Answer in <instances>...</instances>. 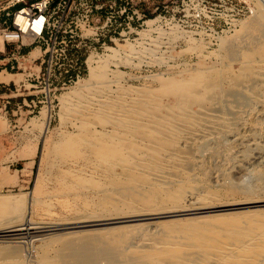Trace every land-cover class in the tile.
<instances>
[{"label":"rangeland","instance_id":"1","mask_svg":"<svg viewBox=\"0 0 264 264\" xmlns=\"http://www.w3.org/2000/svg\"><path fill=\"white\" fill-rule=\"evenodd\" d=\"M163 1L137 0V6L147 12L146 19H152L158 15L155 11L156 6ZM256 5V14L240 19L236 27L226 31L217 39L193 36L186 30H180V33L176 27H171L174 29L173 32L169 28L159 30L154 24L150 35L143 38L142 31L148 29V25L144 24L138 25L135 44H125L122 41L119 48H112L119 49L114 62L110 64L111 70H114L109 74L112 83L108 82L110 84L107 83V86L103 87L100 100L112 103L113 98L116 101V97L125 98L123 104L127 109L126 112L129 109L132 111L127 113L130 117L127 119V116V120L121 121L116 118L114 112H109V109L102 111L96 103H92L95 106L82 103L75 107L62 108L60 94L59 100L39 104L34 112H29L25 107L22 114L13 115V106L9 107L10 114L6 116L7 120L0 124V229L16 225L27 216L36 223L66 224L48 230H39L34 233L38 235L37 237H28L29 239L26 237L18 239L20 241L15 240L16 242L0 238V248L17 245L20 247L24 264H38L40 255L48 247H45L47 240L51 236L67 231L88 230V228L101 231L111 228L108 231L115 232V227H124L123 231L126 232L127 228L130 230L131 226H137L134 227L137 230L133 234V242L137 245L144 242L142 235L143 237L146 233L151 236L156 235L162 229L174 228L175 225L176 228L177 224L179 227L185 220L187 221L184 224L191 222L193 226L196 218L207 220L205 216L209 219L212 217L213 222L217 220L216 223L223 218L227 220L223 219L224 223L230 221L228 218L230 213H238L230 216H234L230 222L238 219L239 214L243 215L239 221L247 220L249 217L252 219L262 217L264 213V13L262 11L264 0H257ZM162 30L170 31V34L162 36ZM84 32L89 31L84 30ZM174 33H177L176 38ZM154 40L160 43H158L159 48ZM132 45L137 48L138 53L131 56L134 57L131 61L139 60L141 65L134 66L135 75L129 76L131 70L133 71V64L126 63L124 57L126 59L125 54ZM111 53L112 50L91 54L95 57L100 55L110 57ZM247 56L252 58L248 59L253 61H249L251 64ZM118 71L121 77L117 76ZM186 77H191L193 90L203 95L196 98L189 107L193 113V117L190 118L193 120L181 124L185 128V135L180 134L179 138L174 136L175 139H172L170 134H163V127L160 125V128L158 127L157 121L160 119L158 116H165L171 112L169 108L173 107L176 101H179V104L186 101L184 105L189 103L188 97L184 93L186 97L181 95L182 92L177 88L179 81ZM84 78H87V75ZM83 79L81 78L80 81ZM79 83L62 91V94L74 88L76 90ZM195 84L199 86L194 87ZM176 90L180 92L176 93ZM43 106L52 108L50 124L47 129L45 126L35 128L29 122L30 118L39 115ZM151 113L154 114L151 118L155 120L152 121L153 123L149 121L148 115ZM134 115L139 118L137 124L128 126L127 121ZM142 121H145L144 124H141ZM182 126L180 128L183 130ZM153 128H155L154 133L149 131ZM156 134L157 137L153 136ZM132 135L134 136L131 137ZM149 135L153 138L151 139ZM135 138L137 140H134ZM164 138H169L170 142L167 143V139ZM171 140H174L175 144ZM140 141L152 144L151 149L153 146L154 149L157 148L158 144L154 143H162L155 151L149 150L152 157L161 149L159 153L162 154L158 153L156 158L160 159L163 153L167 155L176 152L175 150L180 151L179 158L165 171L167 173H156L150 169L146 171L139 168V165V167L134 166V161L131 165L126 160L135 153L132 149L136 150L139 144H142ZM163 145L164 147L170 145L172 151L168 150L169 147L165 149ZM160 146L165 150L164 152ZM132 170L135 176L139 174L138 177H142L146 184L144 182L139 184V178L135 180ZM129 173L130 176L132 174L134 176L130 177V180L134 178L133 181L139 184L138 187L135 182L132 184L129 180ZM149 175L150 177H147ZM152 177L158 178L159 182L161 181L160 185L163 184V187L167 185L171 190V187L181 188L183 191L191 189L196 198L195 202L192 199V203L186 201L188 205L185 206L190 207V210L166 212L173 210L176 205L165 197V199L159 198V195L167 192V189H163L160 185L152 186L154 194L146 195V199H150L151 204L145 199L142 202L144 192L137 188H140V185L145 187ZM183 185L186 188H183ZM137 195H140L139 199ZM12 196L22 197L23 204L17 206L8 201L7 199ZM233 202L253 203H248L244 207L223 206ZM167 205L168 209L165 207ZM170 206L172 209L169 208ZM94 213L106 218L118 217L119 214L128 217L97 223L86 222L82 225L67 223L83 216H93ZM217 214L225 215L214 216ZM190 219L194 220V224ZM209 219L202 225L213 224L212 222L210 224ZM166 223L172 224L171 227L165 226ZM184 224L180 228L187 226ZM198 224L201 225L200 222ZM116 232L123 233L121 228H116ZM49 252L50 255L55 254L54 250ZM10 259L0 258V264L5 260L4 264H16Z\"/></svg>","mask_w":264,"mask_h":264},{"label":"bare ground","instance_id":"2","mask_svg":"<svg viewBox=\"0 0 264 264\" xmlns=\"http://www.w3.org/2000/svg\"><path fill=\"white\" fill-rule=\"evenodd\" d=\"M262 11L264 13V7H263ZM155 21H156L155 18L149 19L147 21L148 29H146L145 31H142L143 38H147L150 35L151 31L153 30V24L155 23ZM170 29L172 30L173 28H170ZM159 30H161V29H159ZM173 30H172V32H173ZM169 32H167V30L166 31L162 30L161 35L164 37L168 36V34H170ZM180 33H181V31H180ZM174 35L173 36L176 38L177 33L176 34L174 33ZM162 36H161V38H162ZM154 42L156 43L157 47L159 48L158 40H154ZM259 48H261V47H259ZM110 50H112L110 57L109 56L103 57L101 55L100 56L98 55L99 57H95L94 54H90V56L88 57L89 71L87 74V78H84V79L82 78L83 79L82 81H80L81 80L80 79L79 81L76 82L77 84L80 82L78 85V88L76 90L74 88V90L68 91V92L65 91V93L63 92V94L61 92L60 104H61L62 108H65L67 106L68 107H75L78 104L80 105L82 103H88L90 105L92 103H96V105L99 104L100 109L102 111H106L107 109H109V112L113 111L115 114V117L119 118L121 121L126 119V117L128 116L127 113L129 111L132 112L131 109H129L128 112H126L127 109H125V106L123 104V103H125V98H123V97H119V99H118V97H116L117 101H116V99L113 98L112 103L111 102L110 103L109 102L108 103L102 102L100 100V98H101L100 94H102L101 91L103 92L102 89H104L103 87L105 85L107 86L108 82L112 83V80L109 77V74L111 72L113 73L114 70L113 71L111 70L110 64L112 62H114L115 56H117L118 51H119V49L117 50V49H112V48ZM137 51L138 50L134 45L130 46V49L127 50L126 54L124 53L126 55V59L124 57V60H126L125 62L126 63L132 62L131 59H133L134 57L132 58L131 56L137 54L138 53ZM261 51L263 52V49ZM262 52H261V54H262ZM39 54H40V48L37 47L31 51L30 56L31 57H37ZM251 55H253V54H251ZM255 55L256 54H254V56ZM263 56H264V53H263ZM263 56L260 55V57H263ZM119 57H121V56H119ZM135 57H138V56H135ZM121 58H123V57H121ZM248 59H252V58L251 57L248 58V56H247V60ZM249 61L253 62L252 60H248V62ZM132 64H133L132 65L133 71L131 70V73H129V76L135 75L134 66L136 67L137 65H141V62H139V60H138V62L137 61L132 62ZM259 67H261V66H259ZM118 75H120V77H121V74L119 71L117 72V76ZM18 77H19V79H18ZM22 77H23V75L17 74V73H11V72H6V71L0 72V81L8 82L12 79L19 81ZM190 78L189 77L183 78L181 81H179L178 87L176 86V83H175V87H177L182 92L181 95L184 93L188 97L189 103L184 105V103L186 101L183 102V104L182 103L179 104V101H176L175 105L173 107L171 106V108H169L171 110V112H169L165 116H163V115L158 116L160 118V119L158 118L159 120L156 118L157 116L155 117V119H157L158 120L157 122L159 123L158 127H159V125H160V127H163V130H164L163 134H166V133L170 134L172 139H175V137L179 138L178 136L180 134H182L181 136L185 135V132H184L185 128L181 124H183V122L187 123L188 120H190V121L193 120L190 118V117H193V115H192L193 113L189 109V107L191 104L194 103V100L196 98L201 97L203 95L202 93L199 94V93L195 92V90H193L194 89L193 84H192L193 82H191ZM108 84H110V83H108ZM119 84H120V82H119ZM118 86H120V85H118ZM170 86H171V84L169 85V87ZM197 86H199V85L195 84L194 87H197ZM172 87H174V86H172ZM177 90H176V93L180 92ZM184 94H183V96H184ZM174 95H176V94H174ZM186 96H184V97H186ZM183 99H186V98H183ZM58 100H59V96H58ZM159 101H161V100H159ZM182 101H184V100H182ZM92 105H94V104H92ZM121 105H123V106H121ZM51 110H52V108L50 106H47V107L43 106L39 115L30 118L29 122L32 123L33 127H35V128H43L45 126L47 129L49 124H50L51 118H52ZM133 111H134V109H133ZM135 114H136V112H135ZM138 115H140V114H138ZM148 116H149V121L151 123L155 122V120L153 121V119H151L154 116L153 113H151ZM129 118L130 117L128 116L127 119H129ZM138 119L139 118L134 115L131 118V120L127 121V125L133 126V124H137ZM6 120H7L6 115L0 111V124L4 123ZM144 122L145 121H142L141 124H144ZM154 125H152V126H154ZM136 126H138V125H136ZM141 126H143V125H141ZM180 126L183 127V130L180 128ZM184 126H186V125H184ZM122 127H124V126H122ZM78 128H79V126H78ZM141 128L142 127H140V129ZM159 128H157V129H159ZM123 129L125 130V128H123ZM131 130H133V129H131ZM149 131L154 133L155 128L150 129ZM135 135H138V134H135ZM157 135L158 134L153 135V136L157 137ZM133 136L134 135H132L131 137H133ZM151 136H152V134H151ZM164 136H167V135H164ZM170 136H169V138H170ZM140 137L144 138V136H140ZM152 138L153 137H151V139ZM166 139L167 138H164V140H166ZM168 139H167V143L171 138L169 140ZM134 140H137V139L135 138ZM142 141H144V139ZM142 141H140V142H142ZM158 142H160V141H158ZM148 143L149 142H142V144H139V146L137 145L138 147L136 150H135V148L132 149V150H134L135 153H133V155L129 159L127 158L126 162L130 163L131 165L135 163L134 166L139 165L140 166V167L138 166L139 168H141V169L143 168L146 171H147V169L148 170L150 169V170L156 171V173H159V172H165L168 168H171L174 165V163H176L175 160H178L180 151L175 150V149H173V151L175 150L176 152H174V153L170 152V154L168 152H166V153H168L167 155H165V153H163L164 155L161 156L162 158L159 156L160 159H158L156 157H158L157 155L161 150V149H159V151L156 152L155 156H154L155 152L153 153V156L156 158L155 159L154 157L151 156L152 154H150V151L154 149V146L151 149L150 146L152 144L149 145L150 143L149 144ZM151 143H154V142H151ZM172 143H174V140L172 141ZM154 144H158V146H159V144L162 145V143H154ZM135 146H136V144H135ZM158 146L155 149H158L159 148ZM164 146L165 145H163L162 147H164ZM169 146H166V147H169ZM166 147H164V148L166 149ZM155 149H154V151H155ZM170 149L171 148L169 147L168 150H170ZM115 150H117V149H115ZM164 151L165 150L163 149L162 152H164ZM171 151H172V149H171ZM112 152H114V151H112ZM117 153H118V151H117ZM161 154L159 153V155H161ZM127 156H128V154H127ZM133 161H134V163H133ZM122 164H124V163H122ZM132 172L134 173V176H135L136 175L135 172L133 170H132ZM130 173H131V171H130ZM130 173L128 175L129 180L131 179L130 177H134L133 174H132V176H130ZM139 173H141V172H139ZM165 173H167V172H165ZM165 173H163V175ZM138 175L134 177L135 180H137L136 178L138 177ZM146 175H148V174H146ZM147 177H150V175ZM156 177H158V176L156 175ZM134 178L132 180H130V181H132V184H133V182H135V181H133ZM138 178L140 179V180L138 179V181H140L139 184H141V182H144L142 177L140 178V176H139ZM149 181H150L149 182L150 185L147 184L149 186L146 185L145 187H143L142 185H140V188H137V190L139 189V191L141 190V192H144V196H142V202H144L145 200H148V199H146L147 193L154 194V192H152V188H153L152 186L158 185V187H159V185L161 184V181L159 182L158 178L152 177V179ZM171 182H173V181H171ZM171 182H169V183H171ZM130 184H131V182H130ZM135 184H137V183L135 182ZM139 184H137L136 186L138 187ZM177 185H176V187H177ZM160 186H162L163 189L166 188L167 192H164L161 195H159V198L165 197L166 199L169 200V202H173V205L174 204L176 205V207H174L176 209H174L173 205L171 204L173 210L166 211V212H174L175 213L178 211H185L186 212V210H190V207L188 208L185 205L187 204V202H190V201L192 203L193 200L196 198L194 196V194L190 191L191 189L189 191H185V190L183 191L181 188H179V185H178L179 189H174L173 187L170 186L172 188V190H171L168 188L167 185H165V187H163V184ZM127 188L129 189V187H127ZM134 188L136 189V187H134ZM183 188H186V187H184V185H183ZM187 189H188V187H187ZM140 195H142V194H140ZM139 196H138V199H139ZM147 196H150V195H147ZM7 200L13 202L17 206L22 205L24 202V199L20 196H12V197H9ZM183 200H184V202H183ZM148 201L150 203V199ZM194 202H195V200H194ZM254 202H257V201H254ZM126 203H128V202H126ZM159 203H160V200H159ZM248 203H253V202H235V203L233 202V203H230L228 205L226 204L223 206H229L230 207V205H236L238 207H244V206H247L246 204H248ZM155 204H157V203H155ZM211 205H214V204L211 203ZM256 205H258V204H256ZM184 206H185V208H184ZM194 206H195V204H194ZM165 207H167V209H168V205ZM203 207H207V206H203ZM214 207H216V206H214ZM169 208H171V206ZM153 210H155V209H153ZM235 214L237 215L238 213H230L229 214L228 218L230 219V221L233 220L232 218L234 217V216H232V217H230V216L235 215ZM263 214H262V217H257V218L254 217L253 219L251 217H249L250 219L248 217H243V218H248L249 220L248 219L247 220L242 219L241 221H239V220H240V217L243 215L241 214V216H240V214H239V217H237L238 219H234L235 221H233V222H230V221L226 222L227 220L223 218L224 220H226L225 221L226 223H224L223 219H221L222 220L221 221L218 218L219 222H221L220 224H219V222H217L218 224L216 223V221H217L216 218H215L216 221L213 222L211 219L212 217L209 219L208 216H205V219H207V220H204V221L207 222L209 219L210 224H211V222L213 223L211 225H205V224L202 225V223H204L202 218H200V219L196 218V221H194L193 219H190V220H192V222L193 221L195 222V224L193 222V224H194L193 226H192L191 222L188 224H184V223H186L185 221H187V220H185L184 223L181 222L182 223L181 225H183V224L187 225V226L191 225L190 228L187 226H185V227L183 226L180 228L181 225H179V227H178V224H177L178 228L177 227L175 228L176 225L173 226L174 228H172L171 227L172 224L169 223V225H170L169 226L166 223L165 226L168 225L167 227H171V228H167L164 226L167 229L164 228L165 230L162 229L160 232L156 233V235L153 234L152 236L149 233H146V234H144V237L142 235L144 242H141V244H137V245L134 244V242H133V239H134L133 234L137 230L134 227H137V226H131L133 229L130 227L131 228L130 230H128L129 228H127L126 232L123 231L124 227H115V232H116V228H121V231L123 233H118V232L115 233V232H113V230L108 231L111 228H108V230H106V228H105V230L101 229V231H99V229H95V230L93 229L92 230L89 228H88V230L67 231V232L59 234V235L51 236L47 240V242L45 243L47 245H45V247H47V246L48 247L42 253V255H40L38 264H264V216H263ZM223 215H225V214H217L214 216L218 217V216H223ZM159 216H160V214H159ZM258 216H261V215H258ZM124 217H128V216H120V214H119L118 217L106 218V217H101V215H99V214L96 215L94 213L93 216H90V215L83 216L82 218H79L76 221L67 222V223H76V224L82 225L83 223H86V222H96L97 223V222L107 221L110 219H120V218H124ZM125 220H127V219H125ZM199 220H201L203 222H201ZM198 221L200 222L201 225L198 224L199 223ZM188 222H189V220H188ZM64 224H66V223H59V224L36 223L29 216H27L22 222H20L16 225L6 226V227L0 229V238L11 239L12 241L22 239V238L24 239L26 237H27V239H29L28 237H31V238L37 237L38 235H35L34 233L38 232L39 230H42V229L48 230V229H52L54 227H59V225H64ZM208 224H209V222H208ZM125 229H126V227H125ZM119 232H120V230H119ZM18 241H20V240H18ZM50 250L55 251L54 252L55 254H53L54 256L50 255V252H49ZM21 255L22 254L20 251V247L17 245L0 248V258H4V259L11 258L10 260H13L16 264H24L23 259H21ZM5 261H3V262L6 263ZM1 264H2V262H1Z\"/></svg>","mask_w":264,"mask_h":264},{"label":"built area","instance_id":"3","mask_svg":"<svg viewBox=\"0 0 264 264\" xmlns=\"http://www.w3.org/2000/svg\"><path fill=\"white\" fill-rule=\"evenodd\" d=\"M137 4L0 0V72L23 75L19 81H0V111L7 116L13 106V115L22 114L25 107L34 112L88 74L91 53L119 48L122 41L135 44L138 25H148L149 20ZM256 4L257 0H164L156 6L154 26L217 39L240 19L256 14ZM37 47L40 54L31 57Z\"/></svg>","mask_w":264,"mask_h":264},{"label":"crops","instance_id":"4","mask_svg":"<svg viewBox=\"0 0 264 264\" xmlns=\"http://www.w3.org/2000/svg\"><path fill=\"white\" fill-rule=\"evenodd\" d=\"M35 166V164L33 165V167Z\"/></svg>","mask_w":264,"mask_h":264}]
</instances>
